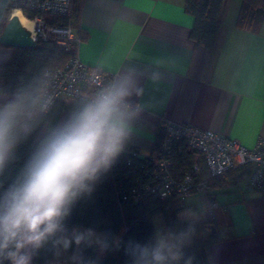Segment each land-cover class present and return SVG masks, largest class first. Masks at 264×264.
Instances as JSON below:
<instances>
[{
	"label": "crops",
	"instance_id": "1",
	"mask_svg": "<svg viewBox=\"0 0 264 264\" xmlns=\"http://www.w3.org/2000/svg\"><path fill=\"white\" fill-rule=\"evenodd\" d=\"M185 1L79 0L77 56L130 92L129 137L120 155L136 150L149 156L162 120L208 129L248 148L264 140V26L258 32L240 28L241 0H223L208 49L190 37L193 17ZM12 54V47L0 45V63ZM11 98L0 92V106ZM213 191L219 240L210 247L212 264H264V191L233 171ZM197 201L202 214L203 199L185 205L191 210Z\"/></svg>",
	"mask_w": 264,
	"mask_h": 264
},
{
	"label": "clouds",
	"instance_id": "2",
	"mask_svg": "<svg viewBox=\"0 0 264 264\" xmlns=\"http://www.w3.org/2000/svg\"><path fill=\"white\" fill-rule=\"evenodd\" d=\"M124 83H114L75 110L39 141L11 180L3 179L22 137L32 131L38 101L26 97L0 106V264H33L46 245L66 264H98L88 249L103 254L113 247L107 235L69 230L64 221L72 206L90 195L101 175L123 152L129 137ZM192 229H157L149 244L125 248L132 264H179ZM119 249L120 242H114ZM64 254H68L64 256Z\"/></svg>",
	"mask_w": 264,
	"mask_h": 264
},
{
	"label": "trees",
	"instance_id": "3",
	"mask_svg": "<svg viewBox=\"0 0 264 264\" xmlns=\"http://www.w3.org/2000/svg\"><path fill=\"white\" fill-rule=\"evenodd\" d=\"M74 2L77 24L79 0ZM222 4L223 0L185 1V10L193 17L190 37L208 49H212L217 38ZM23 13L27 18L31 17L27 12ZM236 25L249 31H260L264 26V0H241ZM67 57L68 54L54 43L42 41L34 48L13 47L10 61L0 63V92L12 97L8 103L20 96L26 97L29 103L38 101L30 117L32 131L27 137H22L17 145L13 158L5 168V181L15 177L41 139L85 104L75 99L70 102L57 100L48 111L37 110L42 72L46 68L63 65ZM162 135L163 129L158 127L154 150ZM172 160L173 170L178 175L193 162L202 161L182 143L179 148H174ZM220 179H212V187ZM154 182V164L148 156L141 157L136 150L130 151L128 155H119L111 169L96 182L92 193L84 195L72 206L70 215L64 221L65 227L69 233L75 227H82L108 236L113 242L110 250L103 254L93 249L87 250L88 256L99 258L98 264H132V257L126 254L125 248L129 243H151L155 235L152 217L160 215L165 230L180 232L192 229L179 264H212L210 247L219 240L217 233L211 230L212 225L216 228L214 218L204 219L195 206H191L190 211L198 213L196 217L180 215L187 205H174L153 192L144 191L146 185ZM213 197L212 190L201 199L212 201ZM117 240L120 242L119 249L114 243ZM50 249V244L41 249L34 257L33 264H49L54 256Z\"/></svg>",
	"mask_w": 264,
	"mask_h": 264
},
{
	"label": "built area",
	"instance_id": "4",
	"mask_svg": "<svg viewBox=\"0 0 264 264\" xmlns=\"http://www.w3.org/2000/svg\"><path fill=\"white\" fill-rule=\"evenodd\" d=\"M8 7L31 14L34 41H50L68 54L63 65L42 72L39 112L48 111L61 97L88 102L112 85L101 68L85 64L77 56L82 36L75 24L74 0H9ZM158 127L163 129L162 139L148 156L154 164L155 182L144 187L146 193L182 206L191 198L205 197L213 190L211 180L231 171L243 172L251 188L264 191V140L248 148L237 139L193 125L162 120ZM181 143L202 161L193 162L178 175L172 155ZM205 202L202 217L213 219L218 205Z\"/></svg>",
	"mask_w": 264,
	"mask_h": 264
},
{
	"label": "water",
	"instance_id": "5",
	"mask_svg": "<svg viewBox=\"0 0 264 264\" xmlns=\"http://www.w3.org/2000/svg\"><path fill=\"white\" fill-rule=\"evenodd\" d=\"M9 0H0V19L8 6ZM0 45L7 47L34 48L37 42L31 38L30 31L18 20V17L11 15L0 31ZM215 233V226H211Z\"/></svg>",
	"mask_w": 264,
	"mask_h": 264
},
{
	"label": "rangeland",
	"instance_id": "6",
	"mask_svg": "<svg viewBox=\"0 0 264 264\" xmlns=\"http://www.w3.org/2000/svg\"><path fill=\"white\" fill-rule=\"evenodd\" d=\"M8 8V6H7ZM16 9V8H15ZM17 11V10H14V9H9L7 11H4V13L2 14L1 16V19H0V27L3 26L7 20L10 18V16L13 14V12ZM68 101H71L73 100L72 98H67ZM66 99V100H67ZM67 102V101H65ZM260 192V191H258ZM220 194L218 193L217 196H219ZM196 207H197V210L198 211H201L202 210V205L200 203H198V201L196 202ZM198 213H192L190 211V209L188 208V206H186L181 212H180V215L182 216H186V217H196ZM152 220H153V223H154V226H155V232L157 231V229H164V225H163V221L160 217V215H155L152 217ZM73 230H76V231H79V232H86L88 229L86 228H82V227H75L73 228ZM72 230V231H73ZM95 232V231H94ZM96 234H100L98 232H95ZM68 254H64V256H66ZM52 264H66V261L64 259V257H60V258H57L55 256V258L52 260Z\"/></svg>",
	"mask_w": 264,
	"mask_h": 264
},
{
	"label": "bare ground",
	"instance_id": "7",
	"mask_svg": "<svg viewBox=\"0 0 264 264\" xmlns=\"http://www.w3.org/2000/svg\"><path fill=\"white\" fill-rule=\"evenodd\" d=\"M17 10L15 12H13L12 15H15L18 17L19 22L21 23L22 26H24L26 29H28L29 31H32V27H33V22L27 18L25 15H23L19 9H14Z\"/></svg>",
	"mask_w": 264,
	"mask_h": 264
}]
</instances>
